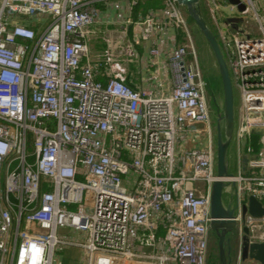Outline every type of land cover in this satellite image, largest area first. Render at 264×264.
Instances as JSON below:
<instances>
[{
  "label": "built area",
  "instance_id": "obj_1",
  "mask_svg": "<svg viewBox=\"0 0 264 264\" xmlns=\"http://www.w3.org/2000/svg\"><path fill=\"white\" fill-rule=\"evenodd\" d=\"M102 1L0 0V264H58L62 246L81 250L85 264H207L214 93L190 18L177 0H158V16L127 19L116 39L102 37L106 47L91 61ZM239 4L242 11L229 0L196 4L212 21L239 95L236 174L223 180L237 231L231 264H242L245 229L249 242L264 243V216L242 212L250 196L264 208V0ZM142 43L151 65L166 55V94L126 83L124 63Z\"/></svg>",
  "mask_w": 264,
  "mask_h": 264
},
{
  "label": "water",
  "instance_id": "obj_2",
  "mask_svg": "<svg viewBox=\"0 0 264 264\" xmlns=\"http://www.w3.org/2000/svg\"><path fill=\"white\" fill-rule=\"evenodd\" d=\"M177 2L186 8V12L195 27L202 35L207 44L221 80L223 108L222 115H219L216 121V176L211 187L210 196V214L212 221L210 228L217 241L219 264H230V241L228 233L235 229L234 208L230 202L225 203L223 199L224 189L226 187L224 178L231 176L228 166V152L232 144V131L234 128L235 108H234V90L231 84L229 72L222 56L221 49L216 38L208 27L202 14L196 8L198 0H177ZM231 4L238 5V10L244 9L239 4V0H229ZM229 19L228 21H233ZM246 164V158L242 160ZM242 212H248L254 218L264 216V208L254 197L250 196L247 205H243ZM244 236L241 239L242 261H252L250 264H264V243L249 242L244 230Z\"/></svg>",
  "mask_w": 264,
  "mask_h": 264
},
{
  "label": "crops",
  "instance_id": "obj_3",
  "mask_svg": "<svg viewBox=\"0 0 264 264\" xmlns=\"http://www.w3.org/2000/svg\"><path fill=\"white\" fill-rule=\"evenodd\" d=\"M154 1V0H153ZM156 5V4H155ZM160 6V2L156 6H148V0H138V4L132 6V0H104L97 4V8L99 10L98 15V23L94 24L91 27L93 32L89 41V49H90V60L95 61L97 57H99L106 45L103 40V36H107L109 39H116L120 33L121 28H125V21L127 19L136 20L139 16H144L148 12L154 13V15H159L158 8ZM189 18V16H188ZM189 20V19H188ZM195 27V25H194ZM196 29V27H195ZM175 31L173 29H169L167 34L173 35ZM104 37V38H107ZM136 57L135 58H127L126 63H124V68L126 70V83L136 89V90H151L154 95H159L160 90L161 94H166L169 91V84L164 80L163 69L161 68V62H166V55L163 53L162 57H159L158 65L150 64V56H149V44L142 43L139 45H135ZM99 81L105 83L106 79L104 77H99ZM235 148V145L233 143ZM234 154V151H233ZM230 158V157H229ZM230 159L228 160V163ZM236 164L235 156H234V166ZM5 175L3 172L0 173V189H3ZM62 233H65L63 230ZM161 233V231H160ZM159 233V234H160ZM161 238V235H159ZM69 256L74 257L76 255V248H68ZM135 251H140L143 253H151L152 248L148 246H144L142 244H136ZM84 257V256H82ZM234 256L230 258V264L233 262ZM252 261L246 260L242 261V264H250ZM60 264V261L59 263ZM74 264V263H72ZM85 264V258H84ZM113 264H145L142 262H134V261H124L121 259H115ZM175 264V263H170Z\"/></svg>",
  "mask_w": 264,
  "mask_h": 264
},
{
  "label": "rangeland",
  "instance_id": "obj_4",
  "mask_svg": "<svg viewBox=\"0 0 264 264\" xmlns=\"http://www.w3.org/2000/svg\"><path fill=\"white\" fill-rule=\"evenodd\" d=\"M159 3L158 0H148V6H156ZM156 4V5H155ZM186 16H188L186 12V8H182ZM230 14L229 8H227L222 16H218L219 25L223 23L224 17ZM206 23L214 36L216 37V40L218 39L216 30L214 26L212 25V21L209 20V18L204 14ZM212 25V26H211ZM188 26L190 28L191 34L194 37L196 49H197V60L198 64L201 68L202 74H203V80L205 81V84L208 87V92L214 93V102L211 100V107H212V119L214 127L216 126V112L217 109H220V112H222L223 108V99H222V87H221V80L216 68L215 61L213 59V56L207 46V44L204 42V39L202 35L199 33V30L194 27V24L188 20ZM188 60H192V58H189ZM234 90V107L236 108L239 102V95L237 90ZM216 140V135H215ZM259 136L253 135L252 137V144L251 147L253 150L257 153L260 150L259 145ZM234 146L233 143L230 146L229 152H228V160L230 159V162L228 163L229 166V172L231 174H236V168L234 166ZM230 157V158H229ZM224 202H229L230 198H227L225 195H223ZM233 205H235V200H233ZM159 235L163 236V232H161ZM236 236L237 231L234 229L232 232L228 233V238L230 241V247H231V253L230 258H232L235 255V251L237 249V242H236ZM81 250H77L76 255L74 257L69 256V249L67 247H60L59 249H56L55 251V261H60V264H84V257ZM207 264H219V257H218V248H217V241L215 239L214 234L210 233L209 241H208V259Z\"/></svg>",
  "mask_w": 264,
  "mask_h": 264
},
{
  "label": "flooded vegetation",
  "instance_id": "obj_5",
  "mask_svg": "<svg viewBox=\"0 0 264 264\" xmlns=\"http://www.w3.org/2000/svg\"><path fill=\"white\" fill-rule=\"evenodd\" d=\"M211 233H212V231H211ZM213 234V233H212ZM216 239V238H215Z\"/></svg>",
  "mask_w": 264,
  "mask_h": 264
}]
</instances>
